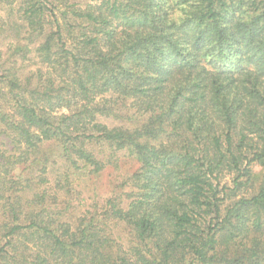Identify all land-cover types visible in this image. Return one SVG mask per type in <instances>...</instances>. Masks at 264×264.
Listing matches in <instances>:
<instances>
[{"label": "trees", "instance_id": "1", "mask_svg": "<svg viewBox=\"0 0 264 264\" xmlns=\"http://www.w3.org/2000/svg\"><path fill=\"white\" fill-rule=\"evenodd\" d=\"M1 38L0 264H264V0H0Z\"/></svg>", "mask_w": 264, "mask_h": 264}, {"label": "rangeland", "instance_id": "2", "mask_svg": "<svg viewBox=\"0 0 264 264\" xmlns=\"http://www.w3.org/2000/svg\"><path fill=\"white\" fill-rule=\"evenodd\" d=\"M70 2L82 1V0H69ZM9 41L0 39V48H6ZM123 157V156H122ZM136 168V164L126 157L121 159V168L119 169H108L103 173L87 179L84 184L83 194L81 196L82 201L80 205L76 207V213L79 215L92 208V205L96 203L102 204L105 199L118 194V191H123L122 184L131 175V172ZM230 182V178L223 180V183ZM121 188L119 189V187Z\"/></svg>", "mask_w": 264, "mask_h": 264}]
</instances>
